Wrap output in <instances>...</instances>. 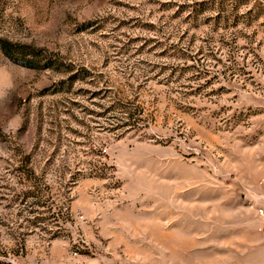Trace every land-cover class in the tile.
<instances>
[{"label":"rangeland","instance_id":"374dc122","mask_svg":"<svg viewBox=\"0 0 264 264\" xmlns=\"http://www.w3.org/2000/svg\"><path fill=\"white\" fill-rule=\"evenodd\" d=\"M262 204L264 0H0V264H264Z\"/></svg>","mask_w":264,"mask_h":264},{"label":"built area","instance_id":"2783aa9c","mask_svg":"<svg viewBox=\"0 0 264 264\" xmlns=\"http://www.w3.org/2000/svg\"><path fill=\"white\" fill-rule=\"evenodd\" d=\"M256 210L258 215H260L262 218L260 231L262 232V234H264V204L260 205L259 207H256Z\"/></svg>","mask_w":264,"mask_h":264},{"label":"trees","instance_id":"16d2710c","mask_svg":"<svg viewBox=\"0 0 264 264\" xmlns=\"http://www.w3.org/2000/svg\"><path fill=\"white\" fill-rule=\"evenodd\" d=\"M2 48L4 49V51L9 52V46L6 41L2 42Z\"/></svg>","mask_w":264,"mask_h":264},{"label":"crops","instance_id":"0c3cea01","mask_svg":"<svg viewBox=\"0 0 264 264\" xmlns=\"http://www.w3.org/2000/svg\"><path fill=\"white\" fill-rule=\"evenodd\" d=\"M260 234H261V237L263 238V240H264V234H262V232H260Z\"/></svg>","mask_w":264,"mask_h":264}]
</instances>
